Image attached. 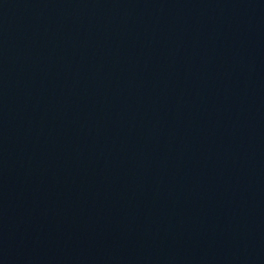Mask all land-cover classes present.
<instances>
[{"label":"water","instance_id":"95a60500","mask_svg":"<svg viewBox=\"0 0 264 264\" xmlns=\"http://www.w3.org/2000/svg\"><path fill=\"white\" fill-rule=\"evenodd\" d=\"M0 264H264V0H0Z\"/></svg>","mask_w":264,"mask_h":264}]
</instances>
